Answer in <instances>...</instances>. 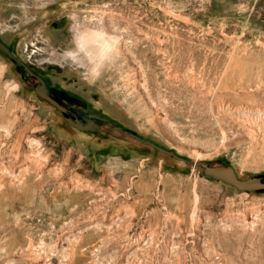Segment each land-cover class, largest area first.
I'll return each instance as SVG.
<instances>
[{"label":"rangeland","instance_id":"obj_1","mask_svg":"<svg viewBox=\"0 0 264 264\" xmlns=\"http://www.w3.org/2000/svg\"><path fill=\"white\" fill-rule=\"evenodd\" d=\"M0 38L101 116L0 52V264H264V192L185 162L264 175V0H0Z\"/></svg>","mask_w":264,"mask_h":264},{"label":"water","instance_id":"obj_2","mask_svg":"<svg viewBox=\"0 0 264 264\" xmlns=\"http://www.w3.org/2000/svg\"><path fill=\"white\" fill-rule=\"evenodd\" d=\"M0 52L4 54L9 60L14 63L15 70L20 74V79L25 83H30L28 77H34L38 83L33 86L34 94L43 100L48 101L58 110H62V107L59 103H57L54 99L49 96V93L56 90L54 87L49 86L45 79L42 78L40 75L36 74L34 70H32L24 61L19 59L11 50L10 46L7 45L1 38H0ZM68 95V93H66ZM88 110L93 109L91 107H87ZM95 118H101L98 114H89ZM124 134H130L134 136L136 139L148 144L164 153L173 154L171 150L164 149L153 142L144 140L142 137L138 136L134 131L130 129L121 130ZM185 162L191 166L200 167L202 169L203 175L206 177L224 182L235 189L242 191V192H264V175L253 174L247 178H240L232 166L218 164V165H211L209 162L203 161H192L185 159Z\"/></svg>","mask_w":264,"mask_h":264},{"label":"flooded vegetation","instance_id":"obj_3","mask_svg":"<svg viewBox=\"0 0 264 264\" xmlns=\"http://www.w3.org/2000/svg\"><path fill=\"white\" fill-rule=\"evenodd\" d=\"M31 78L34 77H28L30 83H31L30 80ZM37 83L38 81L34 85H36ZM55 89L56 90L49 93V96L60 104L62 110H58L56 107L55 109L58 113L64 115L68 123L72 124L74 127L79 129L95 128L96 120H98L99 118H95L89 115V114L92 115L97 114L94 112V110L92 111L87 109V107L90 106L80 101L79 99L74 98L69 93L67 95L66 94L67 92L65 91L59 90L57 88ZM97 130L100 129L98 128Z\"/></svg>","mask_w":264,"mask_h":264},{"label":"bare ground","instance_id":"obj_4","mask_svg":"<svg viewBox=\"0 0 264 264\" xmlns=\"http://www.w3.org/2000/svg\"><path fill=\"white\" fill-rule=\"evenodd\" d=\"M105 33L106 32H104V34L103 33H92V34L87 35V36L85 35L84 37L82 36L83 47L80 48V51L81 52L92 51L90 49V46H92L93 44H100V41L103 38L107 37V34H105ZM109 50H110V48H109ZM17 82H18V80H17ZM21 87H22V85L20 83H18L17 88L20 89ZM193 167H195V166H193ZM195 168H198V167H195Z\"/></svg>","mask_w":264,"mask_h":264}]
</instances>
